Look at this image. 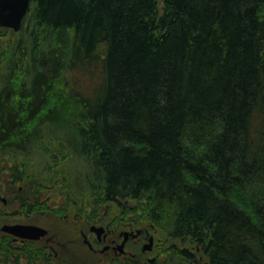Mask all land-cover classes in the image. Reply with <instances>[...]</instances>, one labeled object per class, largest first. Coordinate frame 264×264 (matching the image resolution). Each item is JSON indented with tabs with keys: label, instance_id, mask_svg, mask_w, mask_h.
<instances>
[{
	"label": "trees",
	"instance_id": "obj_1",
	"mask_svg": "<svg viewBox=\"0 0 264 264\" xmlns=\"http://www.w3.org/2000/svg\"><path fill=\"white\" fill-rule=\"evenodd\" d=\"M10 41L0 184L45 153L48 183L139 199L205 264H264V0H32Z\"/></svg>",
	"mask_w": 264,
	"mask_h": 264
},
{
	"label": "flooded vegetation",
	"instance_id": "obj_2",
	"mask_svg": "<svg viewBox=\"0 0 264 264\" xmlns=\"http://www.w3.org/2000/svg\"><path fill=\"white\" fill-rule=\"evenodd\" d=\"M44 157L38 163L30 157L27 167L10 163L8 183L0 184V219L5 221L0 243L16 249L15 260L22 254L29 259L34 251L36 258L25 264H205L199 248L178 242L157 220L125 213L134 208H125L118 200L100 202L97 196L87 201L73 197L77 203L64 185L33 178L34 173L45 172ZM45 215L62 221V236L42 223ZM5 225L34 226L48 234L38 240L22 238L3 231Z\"/></svg>",
	"mask_w": 264,
	"mask_h": 264
},
{
	"label": "water",
	"instance_id": "obj_3",
	"mask_svg": "<svg viewBox=\"0 0 264 264\" xmlns=\"http://www.w3.org/2000/svg\"><path fill=\"white\" fill-rule=\"evenodd\" d=\"M31 1L32 0H0V27L19 32L29 12ZM3 231L32 240H38L48 234L47 230L34 226L5 225Z\"/></svg>",
	"mask_w": 264,
	"mask_h": 264
},
{
	"label": "bare ground",
	"instance_id": "obj_4",
	"mask_svg": "<svg viewBox=\"0 0 264 264\" xmlns=\"http://www.w3.org/2000/svg\"><path fill=\"white\" fill-rule=\"evenodd\" d=\"M28 83H29L28 87H30L31 80H29ZM43 135H44V132H41L40 136L42 137ZM40 140H41L40 138H37V142H39ZM44 140H45V138H44ZM40 143H41L40 147H42L41 146L42 144L45 145V142L42 141V140L40 141ZM11 146L13 148L18 147V145L15 144V143H11ZM43 155H45V153ZM44 159H45V157H44ZM79 159H81V158L79 157ZM22 160L23 161L21 162V164H23L24 162H29V160L27 158H24ZM76 160L78 161V158H76ZM53 161H54V158H52L51 164H53ZM32 177L35 178V179L40 178L41 181L49 182V180H47L48 173H46V172H43L39 176H38V174L34 173V175ZM54 182L55 181H52V183H54ZM78 190H80V191L86 190V187H85V189H78ZM78 190H76V189H72L71 190L72 197H76V198H80L81 197L82 193L80 191H78ZM118 202L122 203V206H124L125 208H135V207L137 208L136 210H133V209L132 210H130V209L126 210L125 209L126 210V212H125L126 214L129 213L131 216H138L139 215V211H138L139 199L131 198V197L126 195V196H122L121 198H118ZM173 229L176 231V228H173ZM184 242L187 244L188 247H191L194 250H197V248H199L201 250V252L204 254L203 246L198 245V241L197 240L194 241V242L184 240Z\"/></svg>",
	"mask_w": 264,
	"mask_h": 264
},
{
	"label": "rangeland",
	"instance_id": "obj_5",
	"mask_svg": "<svg viewBox=\"0 0 264 264\" xmlns=\"http://www.w3.org/2000/svg\"><path fill=\"white\" fill-rule=\"evenodd\" d=\"M5 35L0 39V53H2L3 52V47L4 48H6L7 47V43L12 39V40H16V38H17V35H18V33L16 34V33H14L13 31H7V32H5L4 33ZM11 42V41H10ZM63 136V135H62ZM67 136L68 135H65V136H63V137H65V138H67ZM67 140H69V139H67ZM51 162V161H50ZM82 164H81V162L80 161H77L76 160V158H73V161L71 162V166L73 167V168H77V167H80ZM75 171V170H74ZM73 171V172H74ZM70 173V172H69ZM70 174H73V173H70ZM73 178H74V180H75V184H76V186H77V188H80V189H85V182H83V175L82 174H80V176H74V174H73ZM52 181H54V180H52ZM55 182H56V180H55ZM48 185H52L51 183H49ZM64 194H66V193H64ZM71 198L73 199V201H75V199L71 196ZM69 199V198H68ZM69 201H71L70 199H69ZM76 201H77V203H80L79 202V200H77L76 199ZM52 202H54V201H52ZM70 204H72V203H70ZM52 205H54V203H52ZM134 205V204H133ZM135 206V205H134ZM59 218H56V217H53L52 215H50L49 217L47 216V215H45V219L43 220V224H46L48 227H50L51 228V230H52V233H54V234H59L60 236H62V234H61V229H60V225H62L61 223H62V221L61 220H59V221H56V220H58ZM6 221H8V220H6ZM5 223V221L4 220H2V219H0V226L2 225V224H4Z\"/></svg>",
	"mask_w": 264,
	"mask_h": 264
}]
</instances>
